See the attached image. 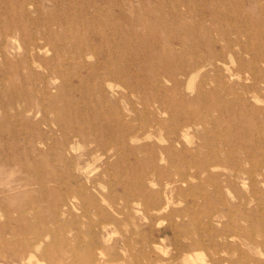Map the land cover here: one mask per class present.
<instances>
[{
  "label": "rangeland",
  "instance_id": "rangeland-1",
  "mask_svg": "<svg viewBox=\"0 0 264 264\" xmlns=\"http://www.w3.org/2000/svg\"><path fill=\"white\" fill-rule=\"evenodd\" d=\"M254 160L264 0H0V264H264Z\"/></svg>",
  "mask_w": 264,
  "mask_h": 264
},
{
  "label": "bare ground",
  "instance_id": "bare-ground-1",
  "mask_svg": "<svg viewBox=\"0 0 264 264\" xmlns=\"http://www.w3.org/2000/svg\"><path fill=\"white\" fill-rule=\"evenodd\" d=\"M18 41V40H17ZM22 56V55H21ZM22 66V65H21ZM131 75V74H130ZM28 83V82H27ZM245 83V82H244ZM124 90V89H123ZM125 92V91H124ZM127 94V93H126ZM152 103V102H151ZM126 112V111H125ZM68 129V127H63V130L66 131ZM185 129V128H184ZM185 132H183L182 136H185L184 134ZM241 147V146H240ZM242 148V147H241ZM244 152L246 153H249V155H244V158L245 159H248L247 157L248 156H253V151L250 150L249 148L246 149V146H244V149H243ZM215 159H217V156H215ZM261 170H264V165L258 163V161L254 160L253 163H251L250 165V169L248 171L246 170H240V168H233L232 171L235 172V173H240L242 175H247V176H251V175H256V174H259ZM88 180V179H87ZM73 200V198H72ZM75 200V199H74ZM105 202V201H104ZM73 202H69V205L71 206H75L74 204H72ZM126 203V202H125ZM127 204V203H126ZM65 205L67 206L68 203H65ZM127 206V205H126ZM141 213V211H140ZM1 216L4 218V226H7L9 225L10 223H13L15 222L16 223V226H21V222L23 221L24 219V210H13V211H10V210H6L4 212L1 213ZM161 222H164V221H161ZM158 225V224H157ZM159 225H160V222H159ZM10 226V225H9ZM110 226V225H109ZM7 229L9 227H6ZM9 232L8 233H15L16 231L15 230H8ZM31 231V232H30ZM17 232H20V233H23L24 236H26V234H33V241H27L23 242V246H21L22 248L20 249V253H21V258L20 260L23 262V261H27V262H31L33 260V258H35V255H36V252L41 250L43 253H42V257L43 259L44 258H48L50 260H52L54 258V260L58 257V258H61L64 254V250L65 249H57V253L53 255H51L52 253V250H56L55 248H52L51 246H42V242H43V239H41L40 235L36 232V231H33V230H28V229H19V231ZM237 233L238 232H233L232 234L233 235H230L231 239L232 237L234 236H237ZM48 233L46 232L45 235H47ZM221 237V238H224L226 239L227 236L226 234H224V232H220V234L216 235V237ZM240 238V237H239ZM248 240H249V236L246 237ZM29 239V238H28ZM199 243H201V241H199ZM61 250V251H60ZM158 250V249H157ZM71 253H74L73 250H70ZM164 255V253H162ZM203 254V253H202ZM103 255V254H102ZM167 255V254H166ZM154 256V255H153ZM151 257V256H150ZM201 257V256H200ZM204 258V257H203ZM202 260H200L199 262H201ZM198 263V262H197Z\"/></svg>",
  "mask_w": 264,
  "mask_h": 264
}]
</instances>
